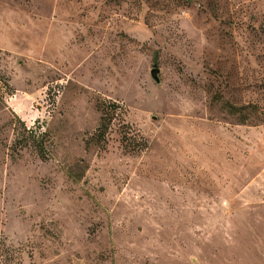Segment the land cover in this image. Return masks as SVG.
Here are the masks:
<instances>
[{
	"label": "rangeland",
	"instance_id": "obj_1",
	"mask_svg": "<svg viewBox=\"0 0 264 264\" xmlns=\"http://www.w3.org/2000/svg\"><path fill=\"white\" fill-rule=\"evenodd\" d=\"M262 117L264 0H0V264H264Z\"/></svg>",
	"mask_w": 264,
	"mask_h": 264
},
{
	"label": "water",
	"instance_id": "obj_2",
	"mask_svg": "<svg viewBox=\"0 0 264 264\" xmlns=\"http://www.w3.org/2000/svg\"><path fill=\"white\" fill-rule=\"evenodd\" d=\"M158 74H159V70H157V69H154V70L151 71V77H152L153 81L156 84H159L160 83V80L158 78Z\"/></svg>",
	"mask_w": 264,
	"mask_h": 264
},
{
	"label": "trees",
	"instance_id": "obj_3",
	"mask_svg": "<svg viewBox=\"0 0 264 264\" xmlns=\"http://www.w3.org/2000/svg\"><path fill=\"white\" fill-rule=\"evenodd\" d=\"M248 108H250V106L237 107V113L242 112ZM241 116L242 118H244V115H241ZM259 122H264V117H262V119H259Z\"/></svg>",
	"mask_w": 264,
	"mask_h": 264
}]
</instances>
